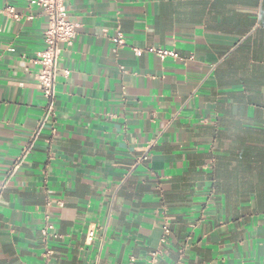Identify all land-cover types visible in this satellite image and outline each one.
Wrapping results in <instances>:
<instances>
[{"label": "crops", "instance_id": "crops-1", "mask_svg": "<svg viewBox=\"0 0 264 264\" xmlns=\"http://www.w3.org/2000/svg\"><path fill=\"white\" fill-rule=\"evenodd\" d=\"M35 1L0 0V264H264V0H66L40 128Z\"/></svg>", "mask_w": 264, "mask_h": 264}, {"label": "built area", "instance_id": "built-area-1", "mask_svg": "<svg viewBox=\"0 0 264 264\" xmlns=\"http://www.w3.org/2000/svg\"><path fill=\"white\" fill-rule=\"evenodd\" d=\"M66 0H36L34 4L39 7L47 19V28L44 32L43 43L44 47L38 55L37 63L39 70L36 74V88L42 93L45 98L46 105L44 113L40 122L39 128L48 120L54 111L55 100V79L58 73V60L62 54V51L69 47L76 36L77 25L68 21L67 11L65 7ZM5 13L10 17L17 19V15L12 7H7ZM114 43L116 49H121L125 46L124 38L120 31L116 32ZM136 55L140 54V51L133 50ZM148 51L153 52L156 56L163 60L165 58L180 59L179 55L174 51H168L163 49L150 48ZM192 59V58H189ZM66 76L68 71H63ZM38 128V131H39ZM36 131L35 135H37ZM32 144V143H31ZM31 145L28 147V149ZM27 149V150H28ZM5 189V182L0 183V197ZM59 207L63 206L62 202H56ZM52 230L51 225H47L42 231V235L46 236L47 231ZM170 226L167 221L162 225L160 243L165 244L167 238L170 235ZM94 237V232L90 231L87 234V240L91 241ZM157 252L150 253L149 259L146 264H156L155 255ZM128 264H135L134 259L131 258Z\"/></svg>", "mask_w": 264, "mask_h": 264}]
</instances>
